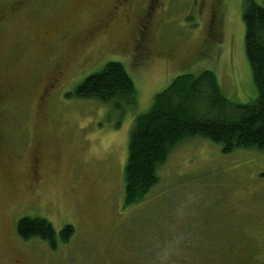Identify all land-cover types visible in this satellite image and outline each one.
<instances>
[{"label":"rangeland","instance_id":"rangeland-1","mask_svg":"<svg viewBox=\"0 0 264 264\" xmlns=\"http://www.w3.org/2000/svg\"><path fill=\"white\" fill-rule=\"evenodd\" d=\"M18 1L0 0V6ZM115 1L16 4L15 18L0 34V80L21 89L18 102L0 107V142L8 160L0 165V189L23 193L0 198V237L14 216L44 214L54 228L73 227L71 250L61 258L102 264H113L119 256L127 262L148 256L153 264L206 260L208 247V254L217 255L230 240L239 241V226L263 221L264 152L236 148L223 153L221 144L190 136L159 166L158 183L140 201L126 205L128 136L136 117L178 74L210 69L229 100H255L244 44L247 0H156L151 9L143 0L128 12L114 13L103 29L100 23ZM254 1L264 5V0ZM66 23L65 42L50 47L41 41V28ZM57 58L70 68L48 104H40ZM110 60L128 71L134 103L119 107L76 96L78 83ZM33 162L38 170L31 180ZM19 200L21 211L15 214ZM229 220L228 236L201 232L204 227L212 232V224L229 225ZM263 234L253 231L241 239L246 243Z\"/></svg>","mask_w":264,"mask_h":264},{"label":"trees","instance_id":"trees-1","mask_svg":"<svg viewBox=\"0 0 264 264\" xmlns=\"http://www.w3.org/2000/svg\"><path fill=\"white\" fill-rule=\"evenodd\" d=\"M243 11L245 53L257 89L255 100L244 104L229 100L210 69L178 74L136 117L129 133L123 168L126 205L140 201L158 183L159 166L177 143L190 136L221 144L223 153L236 148L264 152V5L247 0ZM74 94L119 106L134 103L135 86L123 63L110 60L79 82ZM18 226L24 237L52 234L43 219H22ZM64 227L61 236L68 239L73 227Z\"/></svg>","mask_w":264,"mask_h":264},{"label":"flooded vegetation","instance_id":"flooded-vegetation-1","mask_svg":"<svg viewBox=\"0 0 264 264\" xmlns=\"http://www.w3.org/2000/svg\"><path fill=\"white\" fill-rule=\"evenodd\" d=\"M33 1H40V0H20L18 2H9L6 7L0 6V34L5 26L15 18L17 10V5L20 3H33ZM42 1V0H41ZM143 0H116L113 4V9L111 10V14H108L105 19L102 20L101 28L106 29L109 27L110 22L112 21V16L114 13L122 11L128 12L130 7L133 6L134 2H138V4ZM146 4V8H152L151 4H154L156 0H144ZM137 7V6H136ZM147 10V9H146ZM145 10V11H146ZM144 11V12H145ZM147 22V21H146ZM146 22L143 23L142 26L148 28L146 26ZM44 30V29H43ZM41 28V31H43ZM40 31V39L42 42H50V47H52L56 42L64 41L69 38V30L68 26L65 25L62 27L57 26H50V28L45 29L43 32ZM54 38V39H53ZM53 40L54 42H52ZM48 42V43H49ZM61 43V42H60ZM60 59H55L52 62V70L54 71V75L43 85L42 88V95L39 94L40 100L38 103L40 104H48L51 99V93L55 89L56 86L63 85V77L64 72L69 70V65L63 66L64 63H60ZM0 107H8L11 101L14 103L18 102L16 96H18L21 92L20 87L17 85H11L8 80H0ZM19 105V104H18ZM12 107V105H11ZM1 109V108H0ZM7 154L4 150L2 143L0 142V165L3 166L7 163ZM34 165L36 164L33 162ZM38 165H35L34 174L31 177V180L35 179V173L38 170ZM22 192L20 193L19 189H0V198H10V197H17L22 196ZM20 196V198H21ZM1 202V200H0ZM21 200L18 201L14 208L20 207ZM21 208V207H20ZM18 210L15 214L19 213ZM15 217V218H14ZM14 218L10 220L9 225L4 227L5 230V237H0V264H102L99 261L95 260H83L81 259L80 263L77 260H73L70 257L61 258L64 253L70 252V240L72 239V235L68 237V239H62V232L65 228L64 226H68L69 224L62 225V227L54 228L51 219L44 214H18V216H14ZM22 219H29L31 221L36 219H43L45 224L50 228L52 234L50 237L32 234L30 236L24 237L19 229V222ZM229 225L225 224H212L214 230L209 229L211 227H204L201 231L204 233L205 236L208 237H220L223 234L229 235L232 231V224L231 221H228ZM250 223L248 227L243 224V226H239L236 230L241 233V235L249 234L254 232H260V230L264 231V219L262 222L259 223ZM218 228H217V227ZM1 235V234H0ZM241 235L239 237V241L235 244L232 240H230L227 247L219 250L220 252L216 254L209 253L208 249H206V256H211L206 260L199 259L192 260L188 264H264V234L259 237H252L246 243L242 242ZM214 245H216L214 243ZM62 249L63 251H60ZM211 251V249L209 250ZM145 260V261H144ZM152 259L148 256L144 257L141 262H127L124 258L120 256L114 260L113 264H153L151 263ZM187 264V263H186Z\"/></svg>","mask_w":264,"mask_h":264}]
</instances>
